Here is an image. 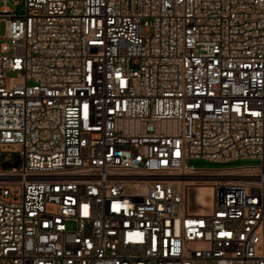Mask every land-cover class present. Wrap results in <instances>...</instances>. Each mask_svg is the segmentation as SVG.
<instances>
[{"label":"built area","instance_id":"1","mask_svg":"<svg viewBox=\"0 0 264 264\" xmlns=\"http://www.w3.org/2000/svg\"><path fill=\"white\" fill-rule=\"evenodd\" d=\"M1 1L0 264H264V0Z\"/></svg>","mask_w":264,"mask_h":264},{"label":"rangeland","instance_id":"2","mask_svg":"<svg viewBox=\"0 0 264 264\" xmlns=\"http://www.w3.org/2000/svg\"><path fill=\"white\" fill-rule=\"evenodd\" d=\"M16 0H9L7 5L14 9V10H19L22 11L24 9L23 3L20 5L16 6L14 4ZM3 1L0 0V8L3 6ZM6 33V26L5 23L1 24V35H5ZM261 163L260 159H243V160H238L235 162H230V163H213V162H207L199 159H190L188 160L187 164L189 166H194L196 168H230V167H238V166H245V165H259Z\"/></svg>","mask_w":264,"mask_h":264},{"label":"bare ground","instance_id":"3","mask_svg":"<svg viewBox=\"0 0 264 264\" xmlns=\"http://www.w3.org/2000/svg\"><path fill=\"white\" fill-rule=\"evenodd\" d=\"M196 189L198 190L197 192V199L199 202L198 210L204 211V207L210 204L208 199H206V195L210 194V187L199 186Z\"/></svg>","mask_w":264,"mask_h":264}]
</instances>
